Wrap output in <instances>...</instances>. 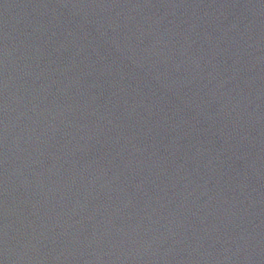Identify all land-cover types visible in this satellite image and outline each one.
<instances>
[{
	"label": "water",
	"instance_id": "1",
	"mask_svg": "<svg viewBox=\"0 0 264 264\" xmlns=\"http://www.w3.org/2000/svg\"><path fill=\"white\" fill-rule=\"evenodd\" d=\"M0 264H264V0H0Z\"/></svg>",
	"mask_w": 264,
	"mask_h": 264
}]
</instances>
